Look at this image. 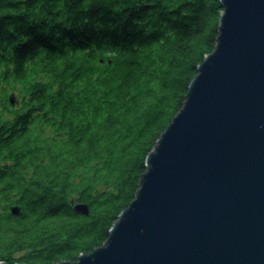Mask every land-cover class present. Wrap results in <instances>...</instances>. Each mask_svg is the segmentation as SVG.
<instances>
[{
	"label": "trees",
	"instance_id": "16d2710c",
	"mask_svg": "<svg viewBox=\"0 0 264 264\" xmlns=\"http://www.w3.org/2000/svg\"><path fill=\"white\" fill-rule=\"evenodd\" d=\"M222 11L0 0V263H74L104 245L214 52Z\"/></svg>",
	"mask_w": 264,
	"mask_h": 264
},
{
	"label": "water",
	"instance_id": "95a60500",
	"mask_svg": "<svg viewBox=\"0 0 264 264\" xmlns=\"http://www.w3.org/2000/svg\"><path fill=\"white\" fill-rule=\"evenodd\" d=\"M220 1L215 50L136 198L102 247L56 264H264V0Z\"/></svg>",
	"mask_w": 264,
	"mask_h": 264
},
{
	"label": "bare ground",
	"instance_id": "6f19581e",
	"mask_svg": "<svg viewBox=\"0 0 264 264\" xmlns=\"http://www.w3.org/2000/svg\"><path fill=\"white\" fill-rule=\"evenodd\" d=\"M221 19V18H220ZM14 97H10V99H13ZM78 204H75L74 206H76ZM79 205H83V204H79ZM17 208V207H16ZM74 208V207H73ZM18 209V208H17ZM56 264V263H55Z\"/></svg>",
	"mask_w": 264,
	"mask_h": 264
}]
</instances>
